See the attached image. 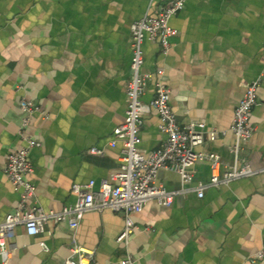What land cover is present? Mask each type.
Instances as JSON below:
<instances>
[{"label":"crops","instance_id":"crops-1","mask_svg":"<svg viewBox=\"0 0 264 264\" xmlns=\"http://www.w3.org/2000/svg\"><path fill=\"white\" fill-rule=\"evenodd\" d=\"M169 0H0V218L14 210L19 194L4 172L10 151L24 140L18 130L22 97L45 114L32 115L26 132L41 144L29 151L36 202L60 210L75 201L72 184L108 179L120 163L121 141L110 143L124 118L132 57L131 23L154 14ZM175 33L168 53L159 39L143 41L144 71L165 70L170 104L181 125L202 121L219 131L195 149L218 154L223 166L234 161L229 129L245 84L259 78L254 130L238 162L256 174L219 186L199 197L193 188L211 176L208 159L191 166L187 187L169 205L148 200L132 213L128 242L116 237L121 211L88 210L76 228L48 220L44 231L15 227V247L0 264H60L74 243L94 250L91 264H250L264 247V0H186L170 18ZM151 78L141 94H154ZM153 107L143 115L140 146L158 147L165 134ZM95 146L102 152H92ZM157 181L179 189V173L159 171ZM32 203V202H30ZM48 249L45 250L40 242ZM264 264V259L259 262Z\"/></svg>","mask_w":264,"mask_h":264},{"label":"built area","instance_id":"built-area-1","mask_svg":"<svg viewBox=\"0 0 264 264\" xmlns=\"http://www.w3.org/2000/svg\"><path fill=\"white\" fill-rule=\"evenodd\" d=\"M185 2L186 0H169L167 4L159 7L156 13H145L131 23L132 57L130 77L126 84V109L123 120L114 126L113 137L110 140V143L122 142L120 163L109 174V178L100 180L96 187L94 179L73 183L75 201L60 210H45L37 204V187L26 177L34 169L29 151L32 147L41 144L37 138L26 132V127L35 112H40L43 117L47 114L32 99L20 98L22 116L18 132L24 143L8 153L3 168L13 188L19 194L14 210L0 218V256L3 259H6L15 247L11 239L17 225H23L28 234L44 231L48 220L67 221L70 227L76 228L84 213L92 209L123 212L124 224L116 239L124 243L128 242L135 228L132 213L139 212L150 199L162 205H169L174 196L183 192L191 181L193 176L191 166L196 160L208 159L212 169L208 181L193 186L199 197L203 196L204 190L209 186L227 184L232 180L261 171L246 162H238L239 152L254 130L250 117L252 108L257 103L259 78L245 84L244 92L234 108L229 126L234 135V143L231 146L234 161L230 165L223 166L218 154L195 149L206 139H214L219 131L215 128H206L202 121H190L181 125L170 104V87L165 78L164 68L157 67L154 71L142 69L143 41L146 38H157L162 53H168L171 47L169 38L175 33L169 20L184 7ZM151 78H154V94L149 102H144L141 94ZM151 107L159 114V128L164 132L165 137L158 147L144 150L140 146V127L143 115ZM90 151L102 152L95 146L91 147ZM163 168H170L179 173L181 181L179 189H167L157 181L158 173ZM40 244L45 250L48 249L43 241ZM94 259L93 249L74 243L69 255L60 264H91ZM263 259L264 247L255 250L248 257L250 264H259ZM133 260L134 258L128 254L121 259V264H132Z\"/></svg>","mask_w":264,"mask_h":264}]
</instances>
